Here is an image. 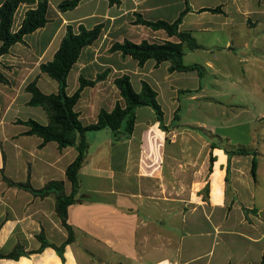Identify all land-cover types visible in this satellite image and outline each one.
Segmentation results:
<instances>
[{
  "label": "crops",
  "instance_id": "0c3cea01",
  "mask_svg": "<svg viewBox=\"0 0 264 264\" xmlns=\"http://www.w3.org/2000/svg\"><path fill=\"white\" fill-rule=\"evenodd\" d=\"M19 1L13 33L39 3ZM47 1L49 22L0 59V73L8 81H0V252L20 246L28 253L18 260L0 259V264H261L264 0H120L112 6L109 0H82L69 11L59 8L66 0ZM185 11L179 30L190 32L199 48L185 47L183 63L200 66L201 74L172 72L170 62L153 59L139 65L131 56L110 51L127 40L178 43L165 30L137 20L173 23ZM100 24V37L82 49L67 78L66 93L72 96L81 78L108 73L82 91L74 108L81 124H96L102 110L112 112L117 104L126 107L115 85L125 75L135 92H141L143 82L157 92L164 119L161 124L156 112L144 106L136 110L128 136L116 140L108 128L85 134L89 148L78 174V203L68 209L75 241L65 248L63 262L52 248L38 252L42 232L57 246L68 239L54 198L10 187L3 174L15 182L30 180L36 189L63 181L70 194L66 171L77 148L42 145L43 139L27 135L29 127L20 121L48 125L46 112L28 105L32 95L26 87L37 80L42 93L58 94L59 83L42 73L41 65L54 59L68 26L77 32L81 25L93 29ZM181 100L188 102L186 113L201 114L184 119ZM237 149L248 154H228ZM219 235L222 248L209 247V239Z\"/></svg>",
  "mask_w": 264,
  "mask_h": 264
},
{
  "label": "trees",
  "instance_id": "16d2710c",
  "mask_svg": "<svg viewBox=\"0 0 264 264\" xmlns=\"http://www.w3.org/2000/svg\"><path fill=\"white\" fill-rule=\"evenodd\" d=\"M81 1L82 0H66L59 5V8L61 11L73 10ZM109 2L111 6L118 5L120 0H109ZM19 5V0H6L0 6V40L2 42L0 46V59L3 55L9 53L13 45L24 43L26 35L43 28L49 22L47 18L48 1L39 0L37 8L27 12L20 30L13 33V19ZM186 11H188V8ZM186 11L173 23L166 21L150 22L142 18L137 20L138 24L148 26L153 30H165L170 37H177L179 39L178 43L167 41L162 44H156L143 41L140 44H136L127 40L123 43L113 44L110 51L121 52L123 56H131L139 65H144L148 60L153 59L157 64L170 62V71L172 72L198 71L199 74H201L202 68L200 66H187L183 63L185 47L190 50L199 48V45L190 32L179 30V26ZM102 30V24L93 29H87L81 25L77 32H75L72 26L67 27L66 34L54 59L51 62L42 64L40 67L42 73L47 74L59 83L58 94L46 95L42 93L38 88L37 80L26 87V91L32 95L28 105L41 107L46 112L49 119L48 125H42L34 120L26 122L20 121V123L29 127L26 134L37 135L42 138V145H46L49 142H57L60 148L74 146L78 150L76 160L66 171L67 179L71 184L70 194L66 193L63 181L53 180L48 182L44 187L36 189L31 185L30 180L26 182H15L3 174L4 181L10 187L30 192L35 197L41 199L47 197L54 198L55 212L68 233V239L62 245L57 246L49 242L42 232L37 236L38 240L41 242V248L38 252L48 247L52 248L58 253L63 262L65 261V248L75 241L74 228L69 224L68 209L71 205L78 203L76 199L79 192L78 174L85 163L89 148L85 140V134L89 131L108 128L113 132L116 140L121 139L123 136H128L133 132L135 126L136 110L144 106L151 107L156 112L157 118L161 124L164 119L163 110L157 100V92L146 82L142 83L141 92H135L131 83V78L125 75L117 78L115 80V85L120 90L121 96L125 100L126 107L122 108L120 104H117L112 112L102 110L96 124L86 127L81 124L79 115L75 112L74 108L81 98L82 91L86 87L95 86L98 82L105 80L108 73L99 74L95 80L81 78L80 88L72 96H68L66 93L67 78L72 67L78 61L82 49L85 46L92 45L100 37ZM0 81L2 83H8L7 79L1 73ZM212 147H215L214 144ZM228 154L247 155L248 151L237 149L229 151ZM257 163L256 158H254L252 164L253 177H256ZM213 164L214 158L211 157L210 171L213 169ZM208 189L207 186L206 190L208 191ZM27 254L28 253H26L22 247L16 246L15 249L8 254L0 252V259L18 260ZM261 264H264V259Z\"/></svg>",
  "mask_w": 264,
  "mask_h": 264
},
{
  "label": "rangeland",
  "instance_id": "374dc122",
  "mask_svg": "<svg viewBox=\"0 0 264 264\" xmlns=\"http://www.w3.org/2000/svg\"><path fill=\"white\" fill-rule=\"evenodd\" d=\"M181 102L183 103V108H182V114H181V116H183L184 119H186V120H193V118L196 117V115H200L201 114V113L200 114L197 113V114H194V115L192 114L193 116H191L189 112L186 113V107L188 106V102L183 101V100H181ZM186 103H187V106H186ZM30 108H32V107H30ZM201 116H204V115H201ZM219 236H220V238L216 237V240H213L212 238H210L209 239L208 246L209 247H212V245H214V246L217 247V249L222 248V246H223L222 235H219Z\"/></svg>",
  "mask_w": 264,
  "mask_h": 264
}]
</instances>
